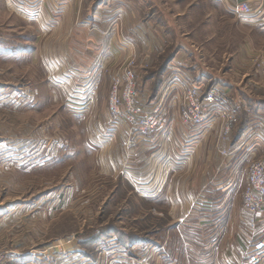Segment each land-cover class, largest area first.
<instances>
[{"label": "rangeland", "instance_id": "374dc122", "mask_svg": "<svg viewBox=\"0 0 264 264\" xmlns=\"http://www.w3.org/2000/svg\"><path fill=\"white\" fill-rule=\"evenodd\" d=\"M80 1L88 8L87 15L91 18L96 15L89 6L101 0ZM163 1L154 0L157 6L153 7L152 13L156 28L152 30L160 37L162 46L168 40L169 43L154 60L138 59L137 56L124 59L123 55L114 62L111 70L108 69L110 77L106 78L104 98L110 116L113 117L110 107L113 77L130 59L136 63L140 100L148 108L162 102L165 119L173 112L172 108L165 106L168 97L177 100V112L181 114L183 86H197L202 92L206 90L187 72L191 68L196 69L198 77L206 78L205 81L212 80L213 76L209 77V74L218 71L238 87L253 85L254 91L239 93L241 104L238 106L243 119L258 106L264 108V92L257 91L259 86L253 82L262 79L255 75L258 71L264 76L263 32L253 28L251 23L241 22V14L236 8L231 12L232 17L226 18L227 23H221L222 40L216 45L231 53L191 52L195 54L185 66L187 70L181 68L187 81L182 75L172 77L167 89L150 100L149 93L154 97L161 86L162 66L175 51L180 32L191 30L189 24L193 23L191 19L177 21L175 12H171L179 0H166L169 7L163 6ZM25 4L31 5V2ZM10 5V10L0 16V205L15 206V213L20 214L19 219L12 216L4 223L20 228V242L26 247L23 249L36 250L41 264H264V247L256 233L241 235L233 231L232 226L226 230L221 219L223 213H216L211 198L215 191L214 179L213 173L208 172L211 161L207 151L200 156L201 186L189 184L192 172L169 176L174 183L178 180L186 183L184 188L178 189L177 196L191 194V201L172 205L174 217L169 213L171 205L165 198L166 191L156 200L145 198L146 194L157 189L156 183H160L165 174L161 172L157 173L159 177H152L151 170L158 168L165 172L172 166L168 162L178 164L177 156L168 159L170 148L165 142L161 143L159 151L164 154L162 158L160 154L154 156L129 175L138 193L122 177L114 179L101 170L103 147L105 153L110 154L112 140L109 138L115 134L100 125L101 89L95 88L91 80L87 82V77L76 73L71 66L70 39L66 44L62 28H52L46 14L34 16L26 12L22 3L20 8L11 1ZM103 7L101 5L98 9ZM140 9L144 20L145 5L142 4ZM110 13L105 16H118V13ZM165 14L174 24L179 22L177 30ZM185 14L189 15V12L185 11ZM194 16L199 17L198 14ZM91 18L84 17L83 20L94 21ZM238 23L242 31L236 28ZM94 27L87 25L78 30L82 36L102 32L112 34V26L107 30L97 25ZM126 34L129 35L130 31ZM126 34L121 33L125 41ZM248 36L252 37V44L248 43L235 54L246 44L240 41H246ZM183 41L190 47V40L184 38ZM117 42L123 44L121 40ZM246 47H249L248 51ZM242 73L250 75L243 76ZM226 97L228 103V94ZM213 115L219 116L209 107L204 125L199 128L192 129L183 123L188 133L184 146L181 144L185 154L193 153L192 139L213 126ZM192 130L199 132L198 135L192 137ZM211 160L218 164L219 156L217 161L214 157ZM193 163L190 157L191 167ZM247 184L245 181L234 191L237 202ZM242 208L249 215H255L249 213L243 203ZM180 216L183 219L178 222ZM254 226L252 220L249 227L256 230ZM2 247L5 246H0V250H6Z\"/></svg>", "mask_w": 264, "mask_h": 264}, {"label": "crops", "instance_id": "0c3cea01", "mask_svg": "<svg viewBox=\"0 0 264 264\" xmlns=\"http://www.w3.org/2000/svg\"><path fill=\"white\" fill-rule=\"evenodd\" d=\"M10 1L19 8L20 3H22L21 7H24L26 12H31L34 16H38L40 13L42 15L46 14V20L52 25V28H62L65 32V43L67 44L68 39H70V50L68 54L73 62L71 66L76 69V73L78 72L86 76L87 82L91 80V84H95V88L101 89L102 102L98 115L101 121L100 125L107 130L115 131L112 138H109V140H112L109 148L110 154L105 153L103 147L100 165H102L101 170L104 173L114 177V179L122 177L138 193V188L129 175L136 172L140 164H145L148 160L154 158V156L160 154V158H162L164 154L159 151L162 148L161 143L165 142V145L170 148L168 159H171L172 155H175L178 157V164L173 161L168 162L172 166L165 172L158 168L151 170L152 177H159L160 174L157 173L161 172L165 174L162 175L164 178L160 180V183H156L157 189L150 191V193L145 195V198L156 200L162 197L164 191H166L165 198L171 205L169 213L174 217L172 215V205L175 202L191 201V194L188 197L177 196L178 189L184 188L186 183L179 180L174 183V179H171L169 176L171 175L172 177L181 172H192V177L189 179L192 182H189V184L193 187L201 186L202 165L200 164V156L203 152L207 151L210 154L211 161L208 172L213 173L215 190L212 192L214 195H211V198L214 200L216 213L218 211L223 213L221 219L226 224V230L232 226V230L241 235L242 233L249 234L255 232L258 241L264 247V209L258 214L249 215L242 208L243 193L239 202H237L236 196H234V191H237L238 186L248 181L250 162L264 155V108L258 106L255 110L256 112L254 111L249 117L243 119L238 106V104H241L239 93L240 91H254L253 85L249 86L246 84L238 87L231 80H227V77L223 73H219L218 71L214 74H209V77L213 76L212 80L205 81L206 78L198 77L196 69L191 68L187 70L185 67L194 58L193 54L195 53L191 52L198 51L200 54L210 52L211 55L218 52L223 55L229 52L225 47L222 48L216 45L219 40H222L220 38V35H222L220 29L223 27V24L221 23H227L226 18L232 17L231 12L238 2H250L254 11L249 17L240 15L242 17L241 22L251 23L250 25L263 32L262 36H264V0H179L174 4L175 9L171 10V12H175V16L178 18L177 21L183 18L185 20L189 19L188 21L191 19L193 23L189 24L191 30L180 32V38L178 37L176 41L178 44L175 47V51L167 58L165 64L162 66L163 68L161 67L163 77L161 86L154 97L149 93V96H151L150 100H153V98L164 92L172 77L176 78L177 76H181V73H183L182 69H185L195 78L200 86L205 87V91H209L214 87H221L226 91V95L228 94L226 109L234 117L232 132L225 139L222 135L221 120L219 116L213 115V126L208 127L205 132L202 131L204 133L199 134L200 136L198 138L192 139V141L194 140L193 153L189 154L184 153V148L181 145L183 144L184 146V141H186L185 134L188 133L184 130L185 126L181 114L177 112V100L173 99L172 95L165 102L167 108L173 109L172 116L169 115L163 127L148 137L141 138L137 136L131 130L129 124L117 122L114 117L110 116V113L106 109V99L104 98L106 78L108 76L110 77V71L108 69L111 70L114 62L123 55L124 59H127L129 56L135 58L137 56L138 59L146 57L154 60L165 50L169 43L168 40L162 46L159 43L160 37L154 34L152 30L155 27L153 25L154 13L152 11L153 7L157 6L154 0H101V2L98 1L95 5L91 4L89 6L93 8L91 11L96 12V15L94 16L93 14L92 18L86 14V9L88 8L80 0H31V5L35 4L34 7L29 4L26 6L25 0H0V16H2L3 12L10 10ZM142 4L145 5L144 13L146 14V18L144 20L141 19L143 13L141 14L142 10L140 8ZM101 5L104 6L103 9H98ZM162 5L170 6L166 0L163 1ZM163 9L160 7L161 11L166 12ZM185 11H188L189 15L185 14ZM108 13L110 15L118 13L116 17L120 20H117L116 17H106L105 15ZM197 14L199 15L198 19L194 16ZM165 15L168 19L170 18L168 14ZM170 16H172L171 13ZM84 17L91 18L94 21H84ZM116 20L117 22H115ZM169 23L176 30L179 28V22L174 24L169 19ZM39 24L40 26L42 25L41 23ZM87 25H91L93 28L96 27L94 25H97L100 28H106V30L112 26L110 32L112 34L108 35L102 32L101 34L93 33L90 36L80 35L79 30H83L81 27H87ZM239 27L242 28L238 23L236 28L242 31L243 29ZM232 29L233 27L230 26V30ZM125 31H130V34L133 35H127ZM123 32L126 34V37L133 41H129L126 37V41L123 40L124 36L121 35ZM228 34H230L231 39V31ZM184 38L190 40V47L185 45L186 41H183ZM118 40H121L123 44L118 43ZM251 40L252 37L249 36L246 38V41L241 40L240 42L246 44L235 54L241 52L243 50L242 48L248 43L252 44ZM228 46L231 48L230 42ZM246 48L248 51L249 47ZM107 71L108 74L106 73ZM242 74L243 76L250 75L248 73ZM255 75L262 78L258 82L253 81L259 86L256 90L264 92V76L259 71ZM144 91L148 93L147 90L144 89ZM262 95L264 96V93ZM260 100L263 101V99ZM243 102H246V100L243 99ZM93 103L95 104L94 100ZM245 107L244 104V109ZM198 133L192 130L190 134L192 137H195ZM218 156L219 162L215 164L211 158L214 157L216 160ZM190 157L194 162L192 167L189 164ZM244 164H246V167ZM189 168H192V170ZM152 184H149V186H152ZM0 206V246H5L2 248L6 249L3 250L6 251L7 264H41L36 250L23 249L26 247H22V242H20V228H12V226H7L4 223L7 218L10 219L12 216L18 219L20 218V214L15 213V206L13 208L3 205ZM183 217L180 216L177 221L179 222ZM252 220L255 221L254 227L256 230H252L249 227L252 225ZM214 222L217 223V217H215Z\"/></svg>", "mask_w": 264, "mask_h": 264}, {"label": "built area", "instance_id": "2783aa9c", "mask_svg": "<svg viewBox=\"0 0 264 264\" xmlns=\"http://www.w3.org/2000/svg\"><path fill=\"white\" fill-rule=\"evenodd\" d=\"M28 2L31 0H27ZM235 8L245 17L254 13L250 2H238ZM132 58L135 57L132 56ZM135 65V60L130 59L114 75L110 107L117 122L129 124L131 130L142 138L160 130L166 119L162 102L148 108L140 100ZM181 75L183 80L187 81L186 76L182 73ZM183 95L181 117L184 124L191 126L192 129L201 127L211 107L213 112H217L220 116L223 137L230 136L234 117L225 108L227 105L226 91L221 87H214L207 92H202L197 86H183ZM242 203L243 207L252 214H258L264 209V156L255 158L249 165L248 184L243 191ZM0 264H7L6 252L2 250H0Z\"/></svg>", "mask_w": 264, "mask_h": 264}]
</instances>
